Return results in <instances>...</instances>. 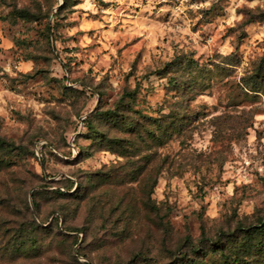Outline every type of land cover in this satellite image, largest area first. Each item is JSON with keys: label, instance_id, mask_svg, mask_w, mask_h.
Wrapping results in <instances>:
<instances>
[{"label": "rangeland", "instance_id": "1", "mask_svg": "<svg viewBox=\"0 0 264 264\" xmlns=\"http://www.w3.org/2000/svg\"><path fill=\"white\" fill-rule=\"evenodd\" d=\"M260 222L264 0H0V264H264Z\"/></svg>", "mask_w": 264, "mask_h": 264}, {"label": "trees", "instance_id": "2", "mask_svg": "<svg viewBox=\"0 0 264 264\" xmlns=\"http://www.w3.org/2000/svg\"><path fill=\"white\" fill-rule=\"evenodd\" d=\"M20 14H24V15H20V17H23V18H26L28 16L27 13L21 12ZM134 94L135 93H133V94L129 93V94H126V96L131 98V97H133ZM100 116H106V117L112 119L115 116V112L109 111V112H106V113H101ZM259 224H260V226L259 227H255L253 230H250V229L246 230L247 231L246 233L249 234L248 235L249 238H254L253 237L254 235H256L258 238H261V241L258 242V245H254L252 242L249 241L245 245V246L248 247L247 250H252L253 247L259 248V247H263L264 246V222H260ZM230 260H231L230 258H226V263L230 264L229 263ZM236 262H237V259H236Z\"/></svg>", "mask_w": 264, "mask_h": 264}]
</instances>
